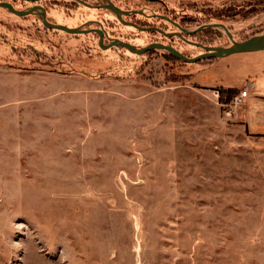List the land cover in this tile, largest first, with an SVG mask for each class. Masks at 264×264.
Masks as SVG:
<instances>
[{
	"label": "rangeland",
	"instance_id": "1",
	"mask_svg": "<svg viewBox=\"0 0 264 264\" xmlns=\"http://www.w3.org/2000/svg\"><path fill=\"white\" fill-rule=\"evenodd\" d=\"M2 1L134 46L202 52L73 0ZM110 1L188 30L224 24L237 42L264 34V0ZM151 17L122 19L176 31ZM188 39L229 44L212 28ZM97 43L0 9V264H264V134L246 132L242 105L225 114L218 90L262 51L190 64Z\"/></svg>",
	"mask_w": 264,
	"mask_h": 264
},
{
	"label": "water",
	"instance_id": "2",
	"mask_svg": "<svg viewBox=\"0 0 264 264\" xmlns=\"http://www.w3.org/2000/svg\"><path fill=\"white\" fill-rule=\"evenodd\" d=\"M22 1H26V2L34 4V3H38L41 1H45V0H22ZM73 1H76L77 3L79 2L82 5L89 7V8L97 7V8H102L105 10L108 9L110 12L114 14L117 21H119L121 24L131 26L134 29H138L139 31H143V32H150L151 30H153L163 35L164 37L176 36L178 38H181L183 41H185L187 44L191 46L200 47L202 49V52L200 54L195 55V57H187L181 51L179 52L176 48H173L170 45H167V44L165 45L160 42H151L150 44H147L144 46H134L131 43H128L126 41H123L117 38H109L105 35V32L100 25L99 27L84 28L81 26L69 27L67 25L54 24L51 22L49 23L46 20V10L43 9V7L39 4L32 5L24 10L22 9L18 10V9H15L11 3L6 1V2H0V9L7 10L8 12H10L11 14L17 17H24L27 15L36 14L39 17L40 23H42L43 27L48 30L50 29L58 30L63 33L65 32L71 35L95 33L98 36L97 45L102 50H106L111 47L120 48V49L124 48L125 50L129 51L130 53L134 55H143L145 53L151 52L152 50H159V51L167 52L169 55L173 56L180 62L183 61V62L190 63V64H195L196 62L201 61V60H210L211 58L220 59V58H224L230 55H238L240 53H253V52L264 51V34L253 35L247 40H242V41L237 42L233 40L232 35L228 31L226 26L220 23H209L206 25H200L198 27H195L193 30L184 29L181 26L179 27L176 23H172L178 31L173 32V33H167V32L164 33L162 30H160L157 27H152V26L151 27H141V26H138L137 24L135 25L131 22H127L122 19L123 16L135 15L136 13L144 17H147L141 10H136V11L124 10L122 8H119L118 6H115L110 0H97L98 4L92 5V6L82 0H73ZM154 16L160 19H167L166 17L164 18L163 16H159V15H154ZM211 28L222 30V32H224L227 35L229 39V44L224 47H220V46L207 47V46H203L198 43H192L190 41H187L182 35V33L187 34V35H193L194 32H197L203 29L209 30ZM105 39H107L108 41L106 44L104 43Z\"/></svg>",
	"mask_w": 264,
	"mask_h": 264
},
{
	"label": "crops",
	"instance_id": "3",
	"mask_svg": "<svg viewBox=\"0 0 264 264\" xmlns=\"http://www.w3.org/2000/svg\"><path fill=\"white\" fill-rule=\"evenodd\" d=\"M261 53L263 59L256 58L253 62H246V65H239L232 73L233 77L228 72L225 77L219 78L224 88L235 89V85L245 83L249 95L235 117L242 121L246 132L251 135L264 134V51Z\"/></svg>",
	"mask_w": 264,
	"mask_h": 264
},
{
	"label": "trees",
	"instance_id": "4",
	"mask_svg": "<svg viewBox=\"0 0 264 264\" xmlns=\"http://www.w3.org/2000/svg\"><path fill=\"white\" fill-rule=\"evenodd\" d=\"M0 2H4V1H2V0H0ZM42 2V1H41ZM136 15H140V14H135V15H128V16H130V17H136ZM27 16H30V15H27ZM142 16V15H141ZM24 17H26V16H24ZM142 17H144V16H142ZM169 17H170V19L174 22V23H176L178 26H182V27H184L185 28V26H184V24H186V21H184V19H180V21H177L176 19H174V18H172L170 15H169ZM144 18H146V17H144ZM151 19H158L157 17H155V16H153V17H151L150 18V20ZM117 20V19H116ZM159 20V19H158ZM120 23V22H119ZM132 23H134V22H132ZM121 24V23H120ZM134 24H137L138 26H141V27H151V26H153L152 24L150 25L149 23L147 24H144V25H141L140 23H138V22H135ZM124 25V24H123ZM131 27V26H130ZM155 27V26H154ZM131 28H133V27H131ZM158 28H160V27H158ZM134 29V28H133ZM135 30H138V29H135ZM161 30L162 31H166V30H163L162 28H161ZM139 31V30H138ZM207 31H208V29H207ZM151 32H154V33H157V34H159L158 32H156V31H153V30H151L150 32H147V33H151ZM203 32H204V30H200V31H197V32H194V34L193 35H187V34H183V37L187 40V41H190V42H199L201 45H203V46H205L204 45V43L201 41V40H199V39H195V37L196 36H200L201 34H203ZM83 35H86V34H83ZM105 35L107 36V37H109L110 38V36H108L107 35V33H105ZM161 35V34H160ZM161 36H163V35H161ZM164 37V36H163ZM167 37V36H166ZM165 37V38H166ZM172 38H176V39H178V40H181V41H183L181 38H178V37H176V36H170V37H168V39L169 40H171ZM188 38H194L195 40L193 41V40H190V39H188ZM107 40V39H106ZM123 41H125V40H123ZM127 42V41H126ZM183 42H185V41H183ZM186 43V42H185ZM187 44V43H186ZM207 47H209V46H207ZM99 48V47H98ZM124 49V48H123ZM125 50V49H124ZM167 56L168 57H170V58H172V59H175V60H177L176 58H174L173 56H171V55H169V54H167ZM211 59H215V58H211ZM201 61H204V60H201ZM183 62V61H182ZM218 90L220 91V94H221V97H223L225 94H227L228 96H226L227 98H225V100L223 101V102H225V101H229L233 96H235L239 91L238 90H236V89H233V88H225V89H222V88H218ZM221 101H222V99H221Z\"/></svg>",
	"mask_w": 264,
	"mask_h": 264
},
{
	"label": "built area",
	"instance_id": "5",
	"mask_svg": "<svg viewBox=\"0 0 264 264\" xmlns=\"http://www.w3.org/2000/svg\"><path fill=\"white\" fill-rule=\"evenodd\" d=\"M216 96L219 95V92H215ZM248 91L246 89L239 90V92L233 96L228 102L225 103V114L230 115L234 110L240 107L244 100L248 97Z\"/></svg>",
	"mask_w": 264,
	"mask_h": 264
},
{
	"label": "flooded vegetation",
	"instance_id": "6",
	"mask_svg": "<svg viewBox=\"0 0 264 264\" xmlns=\"http://www.w3.org/2000/svg\"><path fill=\"white\" fill-rule=\"evenodd\" d=\"M154 15H159V16H163L164 18L166 17L167 19H169V20H167V19H160V18H158L160 21H163L164 23L166 22V23H168L169 25H171V26H173V27H175L172 23H174L171 19H170V17H169V15H161V14H156V13H153V14H150L149 16H147L146 18H148V17H150V16H154ZM123 17H125V16H123ZM134 24V23H133ZM136 25V24H135ZM152 27H154V26H152ZM180 27V26H179ZM182 27V26H181ZM158 28V27H157ZM182 28H184V27H182ZM160 30H161V28H159ZM184 29H186V28H184ZM203 30H206V29H203ZM176 31H178L177 29H176ZM176 31H165V32H167V33H173V32H176ZM164 32V31H163ZM164 32V33H165ZM184 33H182V35H183ZM170 37V36H169ZM192 43H198V44H200L199 42H192ZM196 47V46H195ZM200 48V47H199Z\"/></svg>",
	"mask_w": 264,
	"mask_h": 264
}]
</instances>
